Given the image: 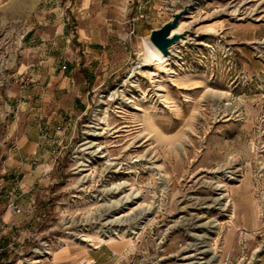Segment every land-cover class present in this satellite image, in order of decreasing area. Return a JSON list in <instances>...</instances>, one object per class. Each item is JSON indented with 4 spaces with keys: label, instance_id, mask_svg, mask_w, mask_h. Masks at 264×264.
Masks as SVG:
<instances>
[{
    "label": "rangeland",
    "instance_id": "374dc122",
    "mask_svg": "<svg viewBox=\"0 0 264 264\" xmlns=\"http://www.w3.org/2000/svg\"><path fill=\"white\" fill-rule=\"evenodd\" d=\"M186 3L160 102L158 82L131 70L151 30ZM65 16L75 33L108 17L117 48L82 69L74 136L41 125L49 156L16 168L14 114L48 126L59 105L36 93L70 52ZM209 88L225 94L207 100ZM31 170L41 175L24 186ZM126 193L140 194L117 201ZM11 201L20 215L7 214ZM0 264H264V0H0Z\"/></svg>",
    "mask_w": 264,
    "mask_h": 264
},
{
    "label": "crops",
    "instance_id": "0c3cea01",
    "mask_svg": "<svg viewBox=\"0 0 264 264\" xmlns=\"http://www.w3.org/2000/svg\"><path fill=\"white\" fill-rule=\"evenodd\" d=\"M146 1L150 2V0ZM88 7L90 6H85L82 9H88ZM77 8L80 9L79 6ZM73 9L74 8H70V11L72 12L69 14H72L74 17L75 14L73 13ZM70 18L71 16L63 17V37L66 40L63 42L64 47L62 50H69L71 53L65 52L66 55H64V59L61 63H66L67 68L62 70L61 65H57L56 68L50 67L48 74L45 75L47 90H43L40 87L43 91L38 90L36 93V97H40V99L37 100L42 101V103H51V99H57V102L59 103L58 107L55 108L54 113L48 115V126L44 121L37 123L34 122L32 120V113L30 112L22 113L18 111L14 114L16 119L13 122V127L16 130L14 140L16 146L14 145L13 151L16 159L14 160L13 165L16 168L30 169L31 166L28 159L33 154L40 155L41 157L49 156V151L53 145L50 142L45 143L44 140L39 141V138H41L40 133L42 131L41 125L46 126V128L50 130L51 135L56 131L59 125L62 127L65 126V124H69V126L64 127L63 130L56 131V134H60L61 138L65 140L66 143L70 137L74 136L76 129V116L77 113L82 112V103L85 101V98L81 97L87 95L88 91H86V88L89 84L88 81L83 78L82 69L88 70V65L93 68L98 64V60L100 63H107V56H112L113 50L117 48V40L113 36L115 32L111 27L112 20H109L108 17H105V21H98L96 19L90 24V30L79 28L76 33L69 27V24L71 23ZM81 31H84V34H82ZM72 37L77 38L79 42L77 45L78 48H75V45H71L70 42ZM81 48H85L81 50V52L84 53V56L77 55L74 51L75 49L80 50ZM89 70L92 71L91 68ZM24 92L27 93V91ZM26 97L28 96L23 94V90H21L20 98ZM58 112H60V115H54ZM63 120H65V123ZM56 134L54 133L53 136L56 137ZM42 165L43 164H40V166ZM37 175H41V172L37 173V171L31 170L29 173H26V180L23 181V185L27 186L28 183H32V179H35L34 177H37ZM9 213L13 216L20 215L14 213L10 209L7 211V214ZM14 221L15 220H13V222ZM13 224L16 225V221ZM13 224L8 225L7 230L12 229Z\"/></svg>",
    "mask_w": 264,
    "mask_h": 264
},
{
    "label": "bare ground",
    "instance_id": "6f19581e",
    "mask_svg": "<svg viewBox=\"0 0 264 264\" xmlns=\"http://www.w3.org/2000/svg\"><path fill=\"white\" fill-rule=\"evenodd\" d=\"M153 46V47H152ZM147 50L144 53L143 57L140 58L141 60L139 61V64H137L136 67H134L131 70V77H136L137 74L140 75H149L154 81H157V95L161 98V101H165L166 100V96L165 93L166 92V88L162 85L161 83V78L164 77V75L166 74L169 78V80H174V77L177 76V73H175V71H172V63L177 62L178 61V57L176 55H164L158 48L154 47V44L152 43H148L146 46ZM175 64V63H174ZM127 82V81H126ZM125 82V83H126ZM133 86H137V82L135 84H133ZM139 91V89H137ZM117 91H114L113 96L115 97ZM207 93L209 95H211L209 98H207V100H214L215 95H224L225 92L223 91H219V90H215L213 88H209L207 90ZM142 99H145V96L141 97ZM122 103L125 106H130V108L133 111L136 110H141L140 106L138 103H133V101L129 100L128 98H126L125 96L122 99ZM95 125V124H94ZM93 128H97V127H93ZM188 133H192L191 129H187ZM89 133V132H88ZM92 134L97 135L98 132L96 130H93ZM189 142V139L186 135L181 136V138L176 141L173 144V147L175 149H183L184 146ZM82 144H87V143H82ZM93 145H88V147H92ZM82 166V164L80 165ZM81 171L84 170V168L80 169ZM119 186H114L112 190H114L115 192H117L119 190ZM132 192V191H130ZM115 194V193H113ZM140 194V193H139ZM139 194H133V193H126L123 194L117 201H123V202H129L131 200H133L134 198H136ZM220 203V202H219Z\"/></svg>",
    "mask_w": 264,
    "mask_h": 264
},
{
    "label": "water",
    "instance_id": "95a60500",
    "mask_svg": "<svg viewBox=\"0 0 264 264\" xmlns=\"http://www.w3.org/2000/svg\"><path fill=\"white\" fill-rule=\"evenodd\" d=\"M191 4L186 3L180 9L174 10L169 20L164 22L159 28H154L150 32V41L164 54L169 55L171 53V46L174 43L181 41L186 35V32H173L189 12Z\"/></svg>",
    "mask_w": 264,
    "mask_h": 264
},
{
    "label": "built area",
    "instance_id": "2783aa9c",
    "mask_svg": "<svg viewBox=\"0 0 264 264\" xmlns=\"http://www.w3.org/2000/svg\"><path fill=\"white\" fill-rule=\"evenodd\" d=\"M67 68V64L66 63H63L61 65V69L62 70H65ZM30 83V79L27 78L26 80H22L21 84H22V87H28ZM58 129H61L60 126H58ZM8 209H10L11 211H13L14 213L16 214H20L23 212V208L20 204L16 203L15 201H11L9 204H8Z\"/></svg>",
    "mask_w": 264,
    "mask_h": 264
}]
</instances>
